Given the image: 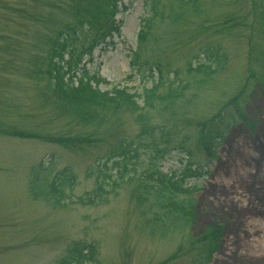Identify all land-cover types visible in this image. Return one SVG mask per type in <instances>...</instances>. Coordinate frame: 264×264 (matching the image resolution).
I'll return each mask as SVG.
<instances>
[{"label": "rangeland", "instance_id": "obj_1", "mask_svg": "<svg viewBox=\"0 0 264 264\" xmlns=\"http://www.w3.org/2000/svg\"><path fill=\"white\" fill-rule=\"evenodd\" d=\"M73 2L0 0V264H52L77 240L97 244L100 264H264V86L245 81L249 68L264 77V0H201V8L189 12L186 22L172 24L166 33L164 25L153 29L159 45L148 47V63L157 59L171 74L177 70L184 98L196 95L172 115L157 112L156 105L142 110L154 127L151 141H160L155 147L136 138L137 126L127 112L111 114L102 123L80 124L46 99V81L33 73L44 58L42 35L47 26L73 20ZM121 4L116 15L119 33L83 61L89 74L106 82L99 84L102 91L118 86L140 93L157 74L134 71L130 54L141 20L148 14V22L155 21L148 0ZM212 45L225 53L224 69L196 91L185 64L195 55L192 66L203 62L202 50ZM233 97L244 119L233 106L223 108L221 114L231 125L225 138L209 158L201 152L188 158L182 147L196 143V123ZM8 130L34 136L15 137ZM49 135H92L102 142L65 148L47 139ZM163 136L169 141L168 152L153 160L154 148L164 145ZM131 140L139 146L136 157L104 158L110 147ZM153 162L166 175L179 176L188 166L202 173L184 182L196 188L193 218L164 232L149 228L158 223V209L132 192L135 179ZM62 168H68L73 180L64 188L61 204L52 207L42 197L35 198L30 187L36 185L34 190L40 192L41 181ZM97 184L106 191L101 198L106 203L80 206L78 198ZM216 224H222L219 246L206 260L195 239ZM178 248L180 253L171 259Z\"/></svg>", "mask_w": 264, "mask_h": 264}, {"label": "trees", "instance_id": "obj_2", "mask_svg": "<svg viewBox=\"0 0 264 264\" xmlns=\"http://www.w3.org/2000/svg\"><path fill=\"white\" fill-rule=\"evenodd\" d=\"M116 1L75 0L72 11L73 20L61 23V25L47 26L42 35L45 45L44 58L41 67L38 66L33 73L36 78L38 76L37 79L46 81L48 89L46 99H52L55 109L57 111L65 110L72 116L71 119L74 122L80 124H89L93 121L102 123L111 114L127 112L133 115L132 121L137 126L136 138H143L148 144L155 147L160 141H151L154 127L148 123L149 117L142 110L144 108L152 109L156 105L157 112H167L172 115L175 111H181L196 95L192 94L184 98L185 85L180 84V79L176 76L177 70L171 74L165 67L166 65H162L157 59L153 60L151 64L148 63L149 59L145 53H151L150 48L154 49L159 45V36L153 29L164 25V33H166L168 29L172 28V24L186 22L189 12L201 8V4H198L201 0H148V13L151 12L155 23L148 22L150 17L148 14V17L141 20L136 34V45L130 54L129 65L134 71L147 70V76H151L155 71L157 79L151 83L150 87L141 88L140 93L136 91L130 93L126 87L117 86L106 91L100 90L98 85L101 80L96 75H88L84 63H82L83 58L85 56L90 58L91 52L105 38H109L113 32H118V29L113 25ZM51 19L52 16H49L45 23H50ZM82 33L88 34L89 37H82ZM76 38L80 41L78 46L75 45ZM149 46L150 48H148ZM202 53L205 55L203 62L195 63L192 66L191 62L193 63L195 57L198 58V55H195L191 56L185 64L186 73L191 78L195 90L201 89L214 75L221 72L226 63V55L218 45L205 47ZM76 74L79 75L76 76ZM73 77L77 79L76 85L71 83ZM249 80H255L264 86V77L257 75L250 68L247 71L246 83ZM231 106L237 115L244 119L235 97L231 98L229 102L221 105L215 114L196 123V143L192 147H182L188 158L194 156L195 152L203 153L206 158L212 155V148L225 138L226 131L231 126L223 112L221 114V110ZM59 113L62 114V111ZM0 132L3 133V130ZM8 133L17 137L31 138L34 136L32 133L16 130H8ZM166 135L168 134L166 133ZM46 138L62 147L77 149L95 146L102 142L101 138H94L92 135L85 137L49 135ZM161 141L164 145L162 148H154L153 160L158 161L168 152V139L163 136ZM136 144L138 145L134 140L128 143L120 141L109 148V151L104 154V158L109 160L116 157L126 159L136 157V148L139 147ZM201 175L200 171L191 169L190 166L185 168L179 176L176 173L166 175L157 169L155 162L149 164L145 175L138 176L135 179L137 184H134L132 188L137 200H149L150 206L158 209V212L155 213L158 223L149 226V228H156L159 232H164L167 226L180 225L179 227H181V224L193 218L195 199L193 195L185 192V190L192 192V189H186L184 182L186 179L197 178ZM35 180L36 175L33 182ZM72 180L73 176L68 168H62L50 180L45 178L41 181L44 183V188L40 192L34 190L36 185L35 187L32 185L30 189L35 198L40 196L50 206L57 207L63 199L64 188L71 186ZM105 193L106 191L100 184L94 185L89 192L78 198L77 203L80 206L106 203L101 199ZM220 235L221 229L214 226L203 234L201 233L199 239H195V243L200 244L199 250L203 249L201 252L206 260H209L211 254L218 249ZM180 251L181 248H178L171 259L175 258ZM52 264H100L97 244L94 241H72Z\"/></svg>", "mask_w": 264, "mask_h": 264}]
</instances>
